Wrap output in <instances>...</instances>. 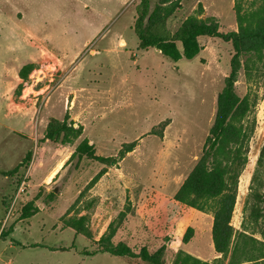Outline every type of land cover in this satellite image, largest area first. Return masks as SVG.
<instances>
[{
  "label": "rangeland",
  "instance_id": "374dc122",
  "mask_svg": "<svg viewBox=\"0 0 264 264\" xmlns=\"http://www.w3.org/2000/svg\"><path fill=\"white\" fill-rule=\"evenodd\" d=\"M139 4L0 0V223L4 233L13 231L0 239V264H143L82 254L96 250L110 226L116 229L115 244L124 242L138 253L164 247V264H174L181 251L207 262L218 257L213 212L182 207L174 197L206 147L234 47L201 37L203 51L178 63L156 49L142 50L134 31ZM158 4L150 1V14ZM181 5L167 20L172 33L192 15L218 19L222 33L238 31L235 0ZM236 92L248 95L253 107L245 120L248 164L232 224L263 240L264 218L256 224L250 215L258 188L251 181L258 170L264 181V167L258 166L264 77L255 73L250 80L242 68ZM77 95L82 99L70 111ZM52 120L83 127V134L72 143L52 142L46 139ZM85 139L96 155L110 159L108 165L71 159ZM30 153L31 161L16 175L5 176ZM259 191L264 194V187ZM31 202L39 212L24 220L23 209ZM81 217L94 240L67 227ZM189 228L194 236L186 244Z\"/></svg>",
  "mask_w": 264,
  "mask_h": 264
},
{
  "label": "trees",
  "instance_id": "16d2710c",
  "mask_svg": "<svg viewBox=\"0 0 264 264\" xmlns=\"http://www.w3.org/2000/svg\"><path fill=\"white\" fill-rule=\"evenodd\" d=\"M150 1L140 0L137 7V19L134 31L142 50L156 49L161 55L174 63L183 59L193 60L202 51L199 41L201 37L219 38L232 43L235 54L231 61V73L226 78L225 86L218 95L217 112L210 130L206 147L202 156L176 193L175 203L188 208L204 211L210 209L214 214L212 238L216 255L214 262H207L192 254L181 251L174 264H264V232L263 240H259L247 231H236L232 224L237 204L240 177L248 164L249 132L245 120L252 110L253 103L248 95L241 98L236 92V83L242 68L248 79L260 73L264 77V0H235L234 11L238 25L237 32L222 33L218 19L212 17L201 19L197 15L188 17L172 33L167 20L181 9L182 0H159L156 10L150 14ZM249 2V3H248ZM243 58L245 60L243 61ZM83 134V127L74 128V123L52 120L48 125L46 139L52 142L72 143ZM133 150L129 146L127 152ZM31 153L24 162L13 170L5 172V176L13 177L25 164L31 161ZM87 158L103 165H108L109 158L96 155L94 145L88 140L82 141L71 159ZM259 167H264V148L262 149ZM253 176L252 183H257L254 203L250 217L257 224L264 218V194L259 190L264 181ZM20 184V183H19ZM253 186V185H252ZM253 189V187H251ZM50 193V197H54ZM39 212L34 202L27 204L22 212V219L28 220ZM86 218L72 219L67 227L77 235L94 240V236L85 225ZM13 233L11 230L9 234ZM8 233L2 231L0 223V239ZM116 229L110 231L96 241V250L83 251L84 256H95L106 253L128 260H137L143 264H164L162 258L164 247L150 252L143 247L136 252L124 242L115 244ZM194 236V229L189 228L183 242L189 243Z\"/></svg>",
  "mask_w": 264,
  "mask_h": 264
},
{
  "label": "crops",
  "instance_id": "0c3cea01",
  "mask_svg": "<svg viewBox=\"0 0 264 264\" xmlns=\"http://www.w3.org/2000/svg\"><path fill=\"white\" fill-rule=\"evenodd\" d=\"M122 42H124L125 44H126V42L125 41H121V43L120 44H122ZM159 52V51H158ZM160 53V52H159ZM161 54V53H160ZM81 99H82V97H80V96H76V99H75V101L73 102V105L72 106H70V111L73 109V107H75V105H77V104H79V100L81 101ZM85 106V105H84ZM76 120V119H75Z\"/></svg>",
  "mask_w": 264,
  "mask_h": 264
},
{
  "label": "built area",
  "instance_id": "2783aa9c",
  "mask_svg": "<svg viewBox=\"0 0 264 264\" xmlns=\"http://www.w3.org/2000/svg\"><path fill=\"white\" fill-rule=\"evenodd\" d=\"M24 184H25V183H23L22 186H21V188L19 189V191H18V195H17L16 199H17L18 196L24 191V189H23V188H24V187H23Z\"/></svg>",
  "mask_w": 264,
  "mask_h": 264
},
{
  "label": "water",
  "instance_id": "95a60500",
  "mask_svg": "<svg viewBox=\"0 0 264 264\" xmlns=\"http://www.w3.org/2000/svg\"><path fill=\"white\" fill-rule=\"evenodd\" d=\"M54 193H58L57 189L54 190Z\"/></svg>",
  "mask_w": 264,
  "mask_h": 264
}]
</instances>
